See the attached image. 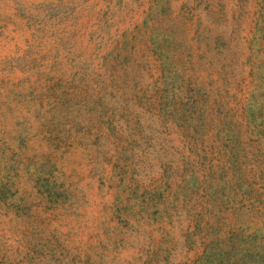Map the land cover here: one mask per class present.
Instances as JSON below:
<instances>
[{"label": "rangeland", "instance_id": "374dc122", "mask_svg": "<svg viewBox=\"0 0 264 264\" xmlns=\"http://www.w3.org/2000/svg\"><path fill=\"white\" fill-rule=\"evenodd\" d=\"M0 264H264V0H0Z\"/></svg>", "mask_w": 264, "mask_h": 264}, {"label": "trees", "instance_id": "16d2710c", "mask_svg": "<svg viewBox=\"0 0 264 264\" xmlns=\"http://www.w3.org/2000/svg\"><path fill=\"white\" fill-rule=\"evenodd\" d=\"M232 249H234V246H231ZM211 250H213V247L211 246Z\"/></svg>", "mask_w": 264, "mask_h": 264}]
</instances>
